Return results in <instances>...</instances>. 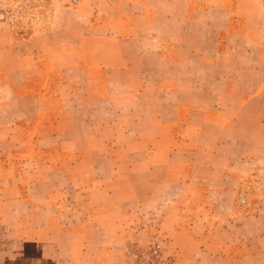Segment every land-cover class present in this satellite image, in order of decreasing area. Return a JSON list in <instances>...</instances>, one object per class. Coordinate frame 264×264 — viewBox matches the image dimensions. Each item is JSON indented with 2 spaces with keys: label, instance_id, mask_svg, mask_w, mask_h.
Masks as SVG:
<instances>
[{
  "label": "crops",
  "instance_id": "1",
  "mask_svg": "<svg viewBox=\"0 0 264 264\" xmlns=\"http://www.w3.org/2000/svg\"><path fill=\"white\" fill-rule=\"evenodd\" d=\"M70 1L0 22V264H264V9Z\"/></svg>",
  "mask_w": 264,
  "mask_h": 264
},
{
  "label": "rangeland",
  "instance_id": "2",
  "mask_svg": "<svg viewBox=\"0 0 264 264\" xmlns=\"http://www.w3.org/2000/svg\"><path fill=\"white\" fill-rule=\"evenodd\" d=\"M78 0H71L69 5L75 6ZM104 3V0H97ZM228 6H236L238 4H242L244 6L257 5L259 8L264 9V0H256V2H251V0H222ZM220 2L218 0H212V4ZM44 0H0V11L4 15V19L0 20V22H19L22 23L28 17L30 13L34 9H40V7L44 6ZM46 3V7H47ZM259 183H262L264 187V180L260 178L258 180ZM244 195V194H243Z\"/></svg>",
  "mask_w": 264,
  "mask_h": 264
},
{
  "label": "built area",
  "instance_id": "3",
  "mask_svg": "<svg viewBox=\"0 0 264 264\" xmlns=\"http://www.w3.org/2000/svg\"><path fill=\"white\" fill-rule=\"evenodd\" d=\"M130 254L133 264H175L173 256L167 253V240L160 233H154L144 244L134 245Z\"/></svg>",
  "mask_w": 264,
  "mask_h": 264
}]
</instances>
